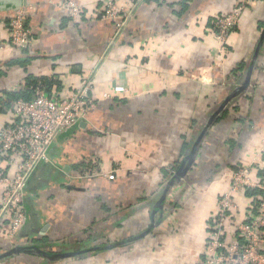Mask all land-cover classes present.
<instances>
[{
	"label": "crops",
	"instance_id": "0c3cea01",
	"mask_svg": "<svg viewBox=\"0 0 264 264\" xmlns=\"http://www.w3.org/2000/svg\"><path fill=\"white\" fill-rule=\"evenodd\" d=\"M179 1H145L113 40L114 24L97 16L99 0H75L77 23L61 0H0V105L5 91L25 90L27 76L53 78L60 90L55 83L48 94L69 97L89 75L98 99L34 172L24 193L32 219L14 236L0 225V264H202L207 225L231 174L251 167L258 181L264 171V0L222 43L213 20L238 0ZM12 2L31 8L34 41L24 52L9 44ZM13 103L0 106V126L15 121ZM194 148L185 179L162 197L165 173ZM233 200L239 219L251 199L239 192ZM42 238L59 244V254L78 252L88 238L106 248L68 259L19 251Z\"/></svg>",
	"mask_w": 264,
	"mask_h": 264
},
{
	"label": "built area",
	"instance_id": "2783aa9c",
	"mask_svg": "<svg viewBox=\"0 0 264 264\" xmlns=\"http://www.w3.org/2000/svg\"><path fill=\"white\" fill-rule=\"evenodd\" d=\"M145 1L99 0L97 16L114 24L113 40ZM254 1L238 0L229 13L214 18L212 31L220 43L235 31L240 16ZM25 6L12 11L9 24V44L21 52L34 41L25 26L31 8ZM60 7L72 23L81 19L82 11L75 0H61ZM92 92L88 75L69 97L48 95L38 89L30 100L14 101L15 121L0 126V225L6 223L8 236L17 234L26 221L23 202L29 178L40 164L49 162V151L57 137L79 126L96 107L98 99ZM250 168L234 170L230 188L216 200L207 225L202 264H264V184L260 177L258 181L252 179ZM114 178L115 174L108 175L109 180ZM249 189L260 193L250 197L247 211L238 219L233 196Z\"/></svg>",
	"mask_w": 264,
	"mask_h": 264
},
{
	"label": "trees",
	"instance_id": "16d2710c",
	"mask_svg": "<svg viewBox=\"0 0 264 264\" xmlns=\"http://www.w3.org/2000/svg\"><path fill=\"white\" fill-rule=\"evenodd\" d=\"M185 1L186 0H180L179 1L181 8L184 7ZM27 21L28 20L26 19L25 26L27 28H29ZM21 64H24V62H20V65ZM238 67H239V69L242 68V64H240ZM53 84H55V87L57 90H60V84H58V81H55L53 78H35V77L27 76L26 79L24 80L25 90H23L19 93H12V92L5 91L4 94L6 95L7 102L2 103V105H0V106H2V107L6 106L9 101L13 102V101H16L18 99L30 100L34 96L35 92L38 89H42L43 91H45L46 94H48L50 92L51 86ZM2 107H0V109ZM76 128H78V126ZM186 146L187 145L184 143L182 145V148L184 149V148H186ZM181 155H182V153H181ZM181 161L180 160L175 161L172 164V166L170 167V169L172 171H174V170L176 171L178 169L179 165L181 164ZM39 168H44V164H40L36 170H38ZM165 175L170 176L169 177V179H170L172 176L171 171L165 173ZM258 176L261 178V181L264 184V171H259ZM34 180H35V173L29 178L28 188L33 185ZM258 193H260V190H258V189H249L245 192V194L249 197L257 195ZM23 203H24L26 215L28 216V221H29L34 216V209H33L32 205L29 203L28 199H24ZM263 241H264V234H263ZM77 244L80 245V248L78 247L76 249L78 251L79 257L84 256L86 254L96 253L98 251L105 250V248H106V246L103 244L95 245V242L90 240L89 238L86 240H83ZM66 246H68V244ZM55 249H59V244L48 240V238H42L39 240H37V239L33 240L32 239V245L31 246L24 247V248L20 249L19 251H21V250L22 251L32 250V251H36L38 256L46 255L48 257H51V258L53 257L54 259H57L56 256L59 253L54 251Z\"/></svg>",
	"mask_w": 264,
	"mask_h": 264
},
{
	"label": "water",
	"instance_id": "95a60500",
	"mask_svg": "<svg viewBox=\"0 0 264 264\" xmlns=\"http://www.w3.org/2000/svg\"><path fill=\"white\" fill-rule=\"evenodd\" d=\"M11 7L7 8L10 10H15L21 6L25 5V2H12L10 3ZM251 75V69L248 71L247 76L250 78ZM249 85V80L245 79L244 83L242 84L243 88H246ZM199 140V142H198ZM197 140V142L195 143L194 146H198L200 144V138ZM196 153V148H194V151L192 152L193 156L190 155H186V157L181 161V164L179 166V168L174 172V174L172 175L171 179L165 184L164 188H163V193H162V197H165L167 195L168 190H170L172 187H174L175 185L180 184L183 179L185 178V175L187 173V171L190 170V168L193 165L194 162V155ZM157 208H162L159 204L156 205ZM160 216V215H159ZM151 225H154V222L151 223ZM12 252H18L17 249L13 250ZM78 255V252H68V253H61L58 254L56 257L59 259H68V258H73L75 256Z\"/></svg>",
	"mask_w": 264,
	"mask_h": 264
},
{
	"label": "rangeland",
	"instance_id": "374dc122",
	"mask_svg": "<svg viewBox=\"0 0 264 264\" xmlns=\"http://www.w3.org/2000/svg\"><path fill=\"white\" fill-rule=\"evenodd\" d=\"M169 171H172V170H171V169H169ZM172 172H175V170H174V171H172ZM169 177H170V176H168V178H167L166 180H168V179H169ZM107 178H108V176H107ZM169 180H170V179H169Z\"/></svg>",
	"mask_w": 264,
	"mask_h": 264
}]
</instances>
